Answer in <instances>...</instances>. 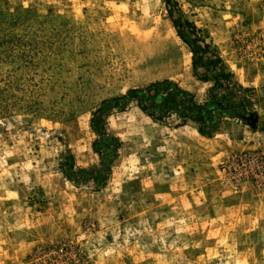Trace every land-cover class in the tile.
Segmentation results:
<instances>
[{"label":"rangeland","instance_id":"1","mask_svg":"<svg viewBox=\"0 0 264 264\" xmlns=\"http://www.w3.org/2000/svg\"><path fill=\"white\" fill-rule=\"evenodd\" d=\"M221 73L255 96L209 137L130 102L79 173L102 101ZM0 264H264V0H0Z\"/></svg>","mask_w":264,"mask_h":264},{"label":"trees","instance_id":"2","mask_svg":"<svg viewBox=\"0 0 264 264\" xmlns=\"http://www.w3.org/2000/svg\"><path fill=\"white\" fill-rule=\"evenodd\" d=\"M217 63H220L219 59L211 61L213 67ZM212 81L214 86L211 88V105L200 106L196 104L189 93L167 80L152 83L141 89H130L123 96L102 101L90 119V129L98 138L96 153L101 161L100 167L79 173L90 179L95 174V180L100 184L102 183L101 180L108 174L109 167L105 158L112 154V150L107 145L108 137L104 132L103 120L115 108H123L127 103L134 102L141 112L152 119L162 120L174 115L182 121H190L198 125V133L201 136L209 137L216 128L218 115L223 116L225 113L237 115L236 110L244 107L245 95L255 96L253 89H243L229 73H221L215 76ZM219 90L223 91L219 93ZM241 95L242 97H240ZM234 97L241 99L238 104L231 101ZM253 119V116L249 115V120L252 121ZM67 178L71 179L69 176ZM73 181L76 180L73 179Z\"/></svg>","mask_w":264,"mask_h":264}]
</instances>
